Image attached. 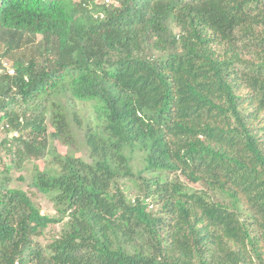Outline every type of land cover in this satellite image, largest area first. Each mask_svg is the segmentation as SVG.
<instances>
[{
	"label": "trees",
	"instance_id": "1",
	"mask_svg": "<svg viewBox=\"0 0 264 264\" xmlns=\"http://www.w3.org/2000/svg\"><path fill=\"white\" fill-rule=\"evenodd\" d=\"M3 123L0 264H264V0H0Z\"/></svg>",
	"mask_w": 264,
	"mask_h": 264
},
{
	"label": "rangeland",
	"instance_id": "2",
	"mask_svg": "<svg viewBox=\"0 0 264 264\" xmlns=\"http://www.w3.org/2000/svg\"><path fill=\"white\" fill-rule=\"evenodd\" d=\"M40 37H36L32 40V43H36L39 41ZM25 52L24 50H21L20 53L23 54ZM80 111L83 116L86 118H91V114L93 113V110L89 106H83L80 108ZM93 117L91 118V120ZM16 131V130H15ZM12 131V133H8V130H4V123L0 124V144L5 141L6 139L11 142L12 138L17 139L18 137L15 136V133L19 136L18 132ZM10 135V136H9ZM26 140H30L32 136L30 135V132L28 131L25 135ZM54 145V149L58 150L61 154H67L69 153L70 150H76L74 154L77 157H81L85 159L86 161H89L88 159V151L84 146V142L81 140L77 141V145H75L72 148H69L67 146H64L63 144L59 143L58 141H50ZM14 147H12V151H7V150H2L0 153V178L7 176L9 177L10 181L8 185L10 188H15V189H21L26 192H28L33 201L36 203V205L41 209L42 213L45 215H50L54 216L56 215V211L54 208L53 203L51 200L40 193H38L35 189H31V177L32 175L40 168L43 170L46 166L45 162L38 159H33V160H26L22 164L21 161L19 160V157L16 156V150L20 145L13 144ZM78 147L80 148V152L78 151ZM16 156V157H15ZM133 168L135 171L142 169L144 162L143 159L141 158L140 154H138L135 158L134 161L132 162ZM9 169V170H8ZM3 173V174H2ZM174 177V176H172ZM187 186L190 187L192 190H201L203 186L201 185H196L192 183H187ZM136 191V189L134 190ZM131 193L130 191H127ZM229 203V202H228ZM245 209V208H244ZM249 211H246L245 215H243L242 219L243 221L248 225L249 229L252 231L254 229V234L256 236H259V230L257 227H253L252 225L254 224L253 219L247 217L249 215ZM62 228V224L58 225H52L50 226L46 232L45 235L41 238H38L37 242L43 245L46 241L52 238L54 235H57L59 231Z\"/></svg>",
	"mask_w": 264,
	"mask_h": 264
},
{
	"label": "built area",
	"instance_id": "3",
	"mask_svg": "<svg viewBox=\"0 0 264 264\" xmlns=\"http://www.w3.org/2000/svg\"><path fill=\"white\" fill-rule=\"evenodd\" d=\"M105 1H106V3H109V2H110V0H105ZM5 66L8 67V69H9V73H10L11 75H13V74L15 73V71H14L13 69H10V66H9L8 64H5Z\"/></svg>",
	"mask_w": 264,
	"mask_h": 264
},
{
	"label": "clouds",
	"instance_id": "4",
	"mask_svg": "<svg viewBox=\"0 0 264 264\" xmlns=\"http://www.w3.org/2000/svg\"><path fill=\"white\" fill-rule=\"evenodd\" d=\"M106 2V1H105ZM110 3V2H109ZM9 65V64H8ZM10 66V65H9ZM6 67V66H5ZM6 69H7V72L9 73V69H8V67H6ZM10 69H13L11 66H10ZM14 70V69H13ZM15 71V70H14ZM9 75L10 76H13V75H15V73L13 74V75H11L10 73H9ZM15 136H18L17 135V133H15Z\"/></svg>",
	"mask_w": 264,
	"mask_h": 264
}]
</instances>
